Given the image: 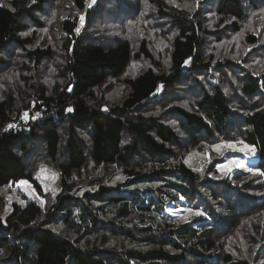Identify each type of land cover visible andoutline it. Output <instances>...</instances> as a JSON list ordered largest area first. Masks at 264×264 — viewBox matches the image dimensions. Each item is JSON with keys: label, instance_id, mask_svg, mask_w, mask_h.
<instances>
[{"label": "trees", "instance_id": "1", "mask_svg": "<svg viewBox=\"0 0 264 264\" xmlns=\"http://www.w3.org/2000/svg\"><path fill=\"white\" fill-rule=\"evenodd\" d=\"M0 264H264V0H0Z\"/></svg>", "mask_w": 264, "mask_h": 264}, {"label": "rangeland", "instance_id": "2", "mask_svg": "<svg viewBox=\"0 0 264 264\" xmlns=\"http://www.w3.org/2000/svg\"><path fill=\"white\" fill-rule=\"evenodd\" d=\"M245 148V147H244ZM255 152H252V149L245 148V150L240 151L236 150L235 152L229 153L224 161L218 165L219 170L229 171L231 168L235 167L234 164L230 163L231 161L240 160L243 161L246 168L254 169L255 165ZM194 152H192V156H194ZM195 158V157H194ZM195 160V159H193ZM20 194V195H19ZM22 194H26L29 197H37L33 192L28 183H16L12 185V191L6 196V208L4 212V216H8L13 210V204L15 202L24 203V199L21 197ZM195 213V209L193 207L188 206L187 204L180 205H171L167 206L166 216L173 219L185 220L190 215Z\"/></svg>", "mask_w": 264, "mask_h": 264}, {"label": "built area", "instance_id": "3", "mask_svg": "<svg viewBox=\"0 0 264 264\" xmlns=\"http://www.w3.org/2000/svg\"><path fill=\"white\" fill-rule=\"evenodd\" d=\"M37 113H39L38 117H36ZM33 117L36 118L34 119ZM51 118L53 119L57 118L56 110L53 107L44 105L39 110L29 113L27 119H25L24 116H22L21 118L10 121L7 127L9 130L19 131L30 127L32 124L43 123ZM10 125H13L14 127H9Z\"/></svg>", "mask_w": 264, "mask_h": 264}, {"label": "snow or ice", "instance_id": "4", "mask_svg": "<svg viewBox=\"0 0 264 264\" xmlns=\"http://www.w3.org/2000/svg\"><path fill=\"white\" fill-rule=\"evenodd\" d=\"M82 21H83V18H81V22H82ZM76 31H79V29H76ZM158 91H159V89H158ZM66 111L71 112L72 109L69 108V109H67ZM38 116H39V113L36 114V117H38ZM36 117H33V118L35 119ZM24 118H25V119L28 118V113H27V112L24 113ZM9 127H14V126H13V125H10ZM126 142H127V141H125V143H126ZM252 151H253V152L255 151L254 148L252 149ZM230 163L234 164V165L237 166V167H245L243 161H240V160L231 161ZM248 170H249V171H253L252 169H248ZM20 183L25 184V183H27V182H26V181H21ZM53 194H54V193H53ZM196 214H197V215H202L203 212H202V211H198Z\"/></svg>", "mask_w": 264, "mask_h": 264}]
</instances>
